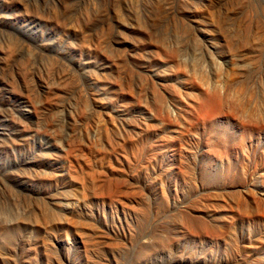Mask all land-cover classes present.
<instances>
[{
  "label": "rangeland",
  "instance_id": "1",
  "mask_svg": "<svg viewBox=\"0 0 264 264\" xmlns=\"http://www.w3.org/2000/svg\"><path fill=\"white\" fill-rule=\"evenodd\" d=\"M0 264H264V0H0Z\"/></svg>",
  "mask_w": 264,
  "mask_h": 264
},
{
  "label": "bare ground",
  "instance_id": "2",
  "mask_svg": "<svg viewBox=\"0 0 264 264\" xmlns=\"http://www.w3.org/2000/svg\"><path fill=\"white\" fill-rule=\"evenodd\" d=\"M254 211V210H253ZM251 214H252V212H251ZM251 216H253V215H251Z\"/></svg>",
  "mask_w": 264,
  "mask_h": 264
}]
</instances>
